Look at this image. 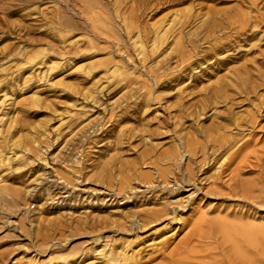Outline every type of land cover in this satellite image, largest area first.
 Here are the masks:
<instances>
[{"label": "rangeland", "instance_id": "374dc122", "mask_svg": "<svg viewBox=\"0 0 264 264\" xmlns=\"http://www.w3.org/2000/svg\"><path fill=\"white\" fill-rule=\"evenodd\" d=\"M195 3L158 4L137 23L95 29L51 20L54 12L47 13L46 0H0V264H104L108 246L97 238L104 244L134 241L129 253L134 251L144 264H156L159 258L149 259L161 241H169V250L187 232L210 231L206 223L211 219L231 222L241 215V220L264 224V210L235 196L207 194L201 186L178 196L184 205L177 213L179 222L159 221L128 237L108 223L128 211L159 207L168 198L146 202L138 197L125 206L110 205L102 192L110 182L128 179L137 188L140 181L131 176L133 171L152 172L154 166L183 171L189 158L184 141L204 143L203 130L220 121L217 116L225 115L231 102L236 115L244 117L253 111L251 104L264 99V80L254 91L249 88L252 79L258 82L256 75L264 74V7L257 12L243 0L208 1L222 14H260L261 22L223 28L221 38L155 36L156 26L162 31L176 14L198 7ZM257 3L259 7L264 0ZM137 6L125 15L139 13ZM65 12L77 16L69 8ZM197 22L184 32L194 31ZM237 29L254 34L248 38L236 34ZM163 69L167 78L162 76L161 83L170 74L187 75L170 86L164 81L162 88L152 74ZM220 89L232 98L214 99ZM141 93L150 98L143 106L138 104ZM209 95L214 101L207 104ZM203 103L208 106L201 110ZM255 133V139H264V130ZM201 157L199 151L191 158ZM219 162L200 174L207 185ZM48 176L60 181L58 186ZM39 180L31 195L27 189ZM61 185L65 193H60ZM61 194L67 197L62 200ZM99 216H109L108 221L97 224Z\"/></svg>", "mask_w": 264, "mask_h": 264}, {"label": "bare ground", "instance_id": "6f19581e", "mask_svg": "<svg viewBox=\"0 0 264 264\" xmlns=\"http://www.w3.org/2000/svg\"><path fill=\"white\" fill-rule=\"evenodd\" d=\"M186 1L188 0H46V3H48L46 10L49 14L54 12V14L50 15L48 18L57 21L60 25L71 26L73 24L81 23L89 24L92 28L96 29L104 25L106 26L108 23L131 25L132 23L134 24V22L137 23L141 21L144 15H146V11H148L149 8L157 7L158 4H179ZM190 1L196 2L195 4L198 7H189L186 11L182 12V14H176V16L166 24L167 26L162 29V31L158 30L160 24L156 26L154 29L156 37L168 38V36L173 34L176 38H221L223 36L220 32H224L221 31L223 28H231L232 25L240 24L242 22H248L249 24H247V26L252 22L257 24L261 22V20H259L260 14L252 16L247 11L236 10L232 12V15H226L222 14L221 10L218 8L206 4L208 1L219 2L220 0ZM243 1H246L249 4V7L255 9L257 12L261 7H264V3L258 7L257 0ZM53 2L57 4V7L52 8ZM137 5L139 6V13L125 15V12L129 7L133 9V7ZM65 7L66 10L69 8L70 11L77 16L68 15L65 12L66 10L63 9ZM197 20L198 22L196 25H198L194 28V31L184 32L185 27L190 26ZM176 30L177 32L174 33ZM235 31L236 34L243 33L246 37L254 34L253 31H250V34H247L246 29L242 31L237 29ZM150 33V30H145L144 36L148 38V36L150 37ZM181 41L184 42L185 40ZM177 46L175 48H177ZM179 49L180 48L178 47L176 50L180 51ZM178 51H176V53ZM178 58H180V55ZM188 58H186V60ZM192 59L188 60L191 62ZM186 64L187 63H185V65ZM185 69L187 70L188 66ZM163 71L165 72L163 69L161 73H159L157 70V72L154 71V74H152L154 75L155 85L162 88L164 87V85H162L164 81L166 82L165 86H170L173 81L179 82L185 78V75H187L186 73H178L170 77V74L168 75V79L161 83L160 80L162 81L163 78H160L162 76L166 77L167 75L166 72L164 73ZM255 78H258V82L254 84L252 79L249 87L251 92L261 85L262 82L260 81L264 80V74L260 73L256 75ZM144 85H146V83ZM218 92L214 94V99L221 98L226 101V99L230 100L232 98L224 89H220ZM254 93L255 92H253V94ZM141 97L142 98L138 101V104L143 106L146 99L148 100L150 98L148 93H141ZM248 99L250 100L249 96ZM207 100L208 103L205 102L207 104L214 101L211 100L210 95ZM205 103L202 104L201 110L206 109L205 107L208 106H206ZM231 103L233 107V104L235 103ZM146 104L148 103H145V105ZM231 105L226 107L225 115L222 114L223 116H217L220 121L217 120L216 124L212 122L211 125L209 124V126H206L205 130H203L206 134L205 137L207 136L204 143L198 142L197 140L184 141L185 153H187L186 155H189V158L183 171L179 167L169 169L168 166L167 168L154 166V171L152 172L140 171L139 173H136V171H133L131 176L135 178V180L137 179L140 181L137 188L130 186L128 179L126 181L119 180L115 183L114 181L109 184L107 183L108 186L105 190H102V192H104L106 196L105 203L109 202L110 205L125 206L129 203H133L138 197H142L143 201L146 202H150V198H156L157 200V198H163L164 195L168 197L166 198V201L160 203L161 205L159 207L144 208V210L139 213L128 211L125 214H121L118 218H112L108 223H111L114 231L128 237L135 233L142 232V230L146 228L149 230L152 226L159 224V221L163 222L164 220H171L170 222H172L173 218H175V220L179 222L180 217L177 216V213H181L182 206L184 205H182L183 202L180 204L178 196L197 186H201L203 189L206 187L207 194L235 196L246 205L256 206L259 210H264V139L259 140L257 137V140L253 137L254 134L256 137V130H264V124L261 123V120L264 119V99L259 100L258 103L251 104L253 108V111H251L252 113L250 112L244 117H240L239 114L237 116L235 110L231 109ZM244 131H248V133L245 135ZM208 132H210V134L211 132H214L215 135H209ZM86 136L89 137L87 133H85L84 137ZM199 151L202 152L201 159L196 160L195 158V160H193L192 158ZM182 156L183 151L182 153L180 152V159L183 158ZM220 159L221 161L219 162ZM218 162L219 164L214 168L215 174L207 178V180L210 179V184L208 183L209 185H207L205 178V181H202L203 178H200L199 176L202 172L206 171L205 169L214 167ZM174 165H177V163ZM46 179H49L51 182H56L55 185L60 182L49 178V176L46 177ZM40 183L41 180L37 181V183L27 189V192L34 195V192L37 190L36 187ZM58 188L61 190L60 193L66 192L63 185ZM133 189L135 192L141 193V195L138 196L137 194H134L135 192L132 193ZM65 197H67V195L61 196L62 200ZM240 216L238 217L242 219L243 216ZM108 217H106L107 219L102 217V219L99 216L95 222L100 225L107 222ZM241 219H235V221L231 222L225 221L224 218L211 219L206 223L208 224V229H210V231L206 232L207 234L203 233L202 235L195 231L187 232V234H185L184 237L169 250L167 249L169 241L163 240L161 241L160 246L153 247L154 251L158 252L153 255V257H150L149 260L159 258L160 260L156 264H264V224H255ZM149 234H151V232L146 233L145 236ZM97 240L102 243L101 245L103 247L104 245L108 246L107 251L102 254L104 264H144L145 262H142L141 258L137 257L134 251L129 253L128 248L132 246L134 241H129V239L127 241L125 239L116 242L110 239L108 240L110 243L105 241L107 243L104 244L103 240L100 238H97Z\"/></svg>", "mask_w": 264, "mask_h": 264}]
</instances>
